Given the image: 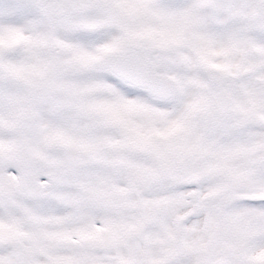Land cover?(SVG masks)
<instances>
[{
  "label": "snow or ice",
  "instance_id": "snow-or-ice-1",
  "mask_svg": "<svg viewBox=\"0 0 264 264\" xmlns=\"http://www.w3.org/2000/svg\"><path fill=\"white\" fill-rule=\"evenodd\" d=\"M0 264H264V0H0Z\"/></svg>",
  "mask_w": 264,
  "mask_h": 264
}]
</instances>
